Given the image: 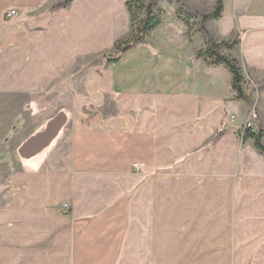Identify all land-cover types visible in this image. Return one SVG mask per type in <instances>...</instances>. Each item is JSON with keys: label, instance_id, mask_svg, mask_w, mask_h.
<instances>
[{"label": "crops", "instance_id": "1", "mask_svg": "<svg viewBox=\"0 0 264 264\" xmlns=\"http://www.w3.org/2000/svg\"><path fill=\"white\" fill-rule=\"evenodd\" d=\"M62 1L0 0V92L72 99L66 151L11 177L0 264H264V155L240 131H264V0H222L205 32L158 0L161 24L112 63L128 0ZM207 37L235 42L248 102L196 57Z\"/></svg>", "mask_w": 264, "mask_h": 264}, {"label": "rangeland", "instance_id": "2", "mask_svg": "<svg viewBox=\"0 0 264 264\" xmlns=\"http://www.w3.org/2000/svg\"><path fill=\"white\" fill-rule=\"evenodd\" d=\"M185 6L187 10L183 11L193 17L195 21L193 25H198L200 15H203L200 10L204 3L199 2V0H184ZM180 7L182 8L181 5ZM237 62L244 78L243 84L252 89L247 76L244 74L243 66L240 65L239 61ZM71 100L68 96L0 92V206L9 200L10 184L13 181L11 179L12 175L16 174L21 168L33 169L38 167L44 161V166L48 167L49 160H46V158L50 157L51 152L55 153V150L60 149L66 151V137L60 143L58 149L57 144H54L62 135L61 131L48 148L29 159L23 160L18 152L22 143L30 136L42 131L47 122L57 114L68 115L67 107ZM231 120L233 122V117L229 120V126L232 124H230ZM242 129L243 127L240 130L241 134Z\"/></svg>", "mask_w": 264, "mask_h": 264}, {"label": "trees", "instance_id": "3", "mask_svg": "<svg viewBox=\"0 0 264 264\" xmlns=\"http://www.w3.org/2000/svg\"><path fill=\"white\" fill-rule=\"evenodd\" d=\"M72 0H63L59 6H67ZM158 0H128L125 3L126 11L130 20V34L128 38L119 41L115 44V56L108 58L107 62H116L122 54L128 50L136 47L138 44L144 42V39L161 24L162 12L156 8ZM182 8L179 7L175 11L176 17L187 25L189 32L193 29V18L191 15L183 11L184 0H178ZM222 13V0H216L213 11L209 15H200L201 30H204V23L208 20H218ZM235 45L231 43H215L209 37L205 42L204 48L196 53V57L202 59L207 65L216 66L223 65L231 74V90L235 93V98L248 102L247 97L244 95L242 85L244 78L238 62L221 53L222 49L230 50ZM264 131L262 129L244 130L241 134L242 140L251 139L255 149L264 155V145L262 143Z\"/></svg>", "mask_w": 264, "mask_h": 264}, {"label": "water", "instance_id": "4", "mask_svg": "<svg viewBox=\"0 0 264 264\" xmlns=\"http://www.w3.org/2000/svg\"><path fill=\"white\" fill-rule=\"evenodd\" d=\"M66 116L57 114L49 120L45 128L30 136L19 148L18 152L23 158H29L46 149L58 136L61 129L66 124Z\"/></svg>", "mask_w": 264, "mask_h": 264}, {"label": "built area", "instance_id": "5", "mask_svg": "<svg viewBox=\"0 0 264 264\" xmlns=\"http://www.w3.org/2000/svg\"><path fill=\"white\" fill-rule=\"evenodd\" d=\"M14 15V12L13 13H11V15H9L10 17H12ZM232 123V120L230 121V124ZM243 131L244 130H250L251 132H254V129H253V126L249 123V122H246L244 125H243V129H242ZM243 131H242V133H243ZM142 168H143V165L142 164H134L133 165V167H132V169H133V171L135 172V173H139V172H141V170H142ZM63 207L64 208H68V205H63Z\"/></svg>", "mask_w": 264, "mask_h": 264}]
</instances>
